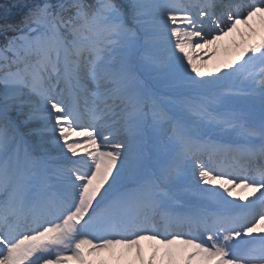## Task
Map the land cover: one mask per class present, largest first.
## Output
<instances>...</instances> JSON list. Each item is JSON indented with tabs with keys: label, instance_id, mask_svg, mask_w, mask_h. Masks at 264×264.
<instances>
[{
	"label": "rangeland",
	"instance_id": "rangeland-1",
	"mask_svg": "<svg viewBox=\"0 0 264 264\" xmlns=\"http://www.w3.org/2000/svg\"><path fill=\"white\" fill-rule=\"evenodd\" d=\"M173 3L177 5L178 2L177 0H146L144 6L145 12L142 13L144 16H142V18L136 23L135 19L138 17L140 12L136 9L133 0H118V12L114 14V17L107 18L106 23L102 27L103 33L107 34L108 39H110V44L108 47L111 49H109L110 51L108 50L105 52L103 57L97 60V62H94L95 69H92L89 72V75L87 74L88 69L86 64L80 60L75 61L72 68L74 69L73 71L75 75H79L78 80L75 82L76 89L82 90L85 87V85L79 80H83L86 83L88 82V84L90 83L93 87H96L97 90L101 91L104 89L98 85H101L103 82L120 86L121 76L114 77L109 67L110 65L121 66V63L124 62V59L127 55V63L133 64L134 56L129 55V53H126L125 51L127 37L124 34H121V31L126 34L128 33L125 29H127L128 24H130V21H132L138 26L144 25V28L147 27L146 31H149L147 32L148 34L145 32L146 38L141 40L137 38L139 33L138 30H136L135 38L139 40V44L141 46L144 44H149L152 47L151 52L147 56L142 55L141 59H139V64H142V59H147L148 61L154 62L156 64L157 59L158 63L163 65V69L156 65L158 70L155 71L157 72L158 76L165 77L171 75L172 78L182 81L195 78H203L204 81L206 79L210 87V92L212 94L211 96L213 97L215 104L219 106L225 103H227L229 106L232 100H237L240 97V93L235 91H239V87L245 89L247 86L246 84L239 83L236 84L237 87L235 88L234 83L236 79L234 78H242L245 76L246 71L235 74L228 73L227 82L219 84L217 81L220 79V73L221 78L223 79V73L226 69L224 63L220 62V57L217 55L216 57L212 58L211 52L207 53V51H199L196 59L190 61L193 63V66L189 65V63L184 64L182 62L181 59H187L191 53V46L194 45L195 42H198V40H200L202 37L201 30H205L207 27L203 28V25L196 23L191 17L184 15L181 11L177 12L176 10H169ZM156 13L159 14L156 15ZM176 19L180 20L182 24L188 25L191 28L199 26V28L195 30L197 33H194L195 31L193 30L181 29V26L177 25ZM154 22H158L160 25H155ZM149 28L154 29L150 31ZM183 30L185 33L180 35V31ZM188 37H190V40H186ZM215 40L216 37L209 38L205 41L203 40L201 42L204 43L201 45L207 47L210 44H213ZM87 41V46H91L92 48L96 47L91 39ZM97 42H99V38ZM161 42L167 44L168 50L166 53L160 52L158 50ZM169 49L170 52L168 53ZM218 53L216 52V54ZM59 60L61 62V59ZM107 60L113 62V64H110ZM196 60L199 61L198 65H195ZM86 61L88 62V60ZM189 69L192 71L191 75L188 74ZM249 70L251 71V69ZM128 74L132 75L130 67L128 69ZM43 80H45V78H43ZM24 81H26V79H24ZM27 81L30 82V80ZM47 83L50 85L49 82ZM135 83L138 82L136 81ZM148 85L149 83L147 81L146 85L140 84L141 90L143 89L142 91L146 92ZM129 88L132 91V85H129ZM31 89L32 87H26L25 90L21 89V94L17 101L12 102L8 107V104L2 105V107H5L9 115L19 118V123L25 126H30L28 128L27 135L31 139L40 141V143L45 146L44 152L50 153L51 156H53L57 161L60 159V157L70 158L79 148L83 151L89 152V155L95 157L93 166L91 167L92 173L89 174V178H87L84 184L80 187L79 192L82 194V196L81 203L79 204L78 208H71L72 210L64 216L60 223L56 222L52 224L50 227H48L50 230L44 234V238L48 241L52 239L56 240L57 238L60 241H69L70 238H73L71 234L75 231L76 221L81 216V214H83L85 209L92 207V203L96 200L95 198L102 195V191L108 190L119 183H123L122 181H117L120 178L133 175V179H131H137L143 170L150 165V161L154 157V152L151 154H142V151L137 153V151H134V147H136L138 143H134L131 146V149L125 154H121V151L116 149L113 152L111 149H108V146H114V148H117V146L121 147L123 146L122 142H119V144L111 143L110 145H106L103 144L97 137H94L96 143L93 144L92 142H89V144L86 145L87 142L74 137L75 133L77 132L69 123H67V120L64 117V110L59 103L60 98L55 96L56 100H58L57 102L51 100L44 101L40 95L32 97L31 95L33 92ZM57 89L58 85L50 86V90L52 91H56ZM143 92L136 94V100L139 101L136 111H133L132 108H129L123 114L122 112L125 110L120 112L122 119H124L126 116L134 115V112L137 114L135 119L128 120L129 132H133L134 127L136 131L138 130L137 123L140 120L137 117L141 114V110L147 103V100L142 98ZM4 93L5 92H2V94ZM109 93L110 91L107 92V94ZM229 94L233 97V99L230 98ZM3 99L5 98L0 97V102H3ZM33 101L34 103L31 104L30 108L25 111L24 106L28 102ZM113 107H115V104ZM153 113L158 115L156 112ZM156 115L152 114V117L156 119ZM143 116L144 115H141L140 118L142 119L144 126H147L149 118L147 116L142 118ZM48 118H51V123L43 124ZM183 119L185 124L181 121H177L174 124V127H176L180 136H175L174 134L176 133L173 132V135L170 137L169 141H167L164 136L166 124L164 125L161 123L154 128L155 135L161 138L159 141L168 145V147H165V149H170L168 154L165 155L166 158H168L170 154L172 156L175 155L176 157L181 153L177 149L170 148L172 146H170V144H174L181 140V135L186 132V129L193 130L196 135L221 133V131L217 129L216 125L212 123H205L196 117L192 118L191 116L186 117L184 115ZM126 125L127 124H125V126ZM86 131L93 132V130ZM229 137L233 138L235 136ZM11 142L12 139L8 138L7 136L3 138L0 137V145L2 146L0 149V180L5 182L3 183L4 187L2 188L5 190L7 188L11 189L15 181H18L22 185V191L25 193V190L28 189L32 180L37 176H40L39 159L38 161H34V166H30L33 163V160L28 158L26 149L16 146V143L11 144ZM156 144H159V142ZM90 149L93 150L90 151ZM25 153L26 156H24ZM128 158H130V160H128ZM166 158L164 159L166 160ZM165 160L158 161L156 166L159 168V164L161 163L163 167ZM130 161H136V164L131 165ZM166 170L167 167L165 166L164 171ZM160 171L162 172L163 169ZM53 173L58 178H60V174L58 172L53 171ZM94 174H97L98 177L100 176L103 178L102 183L98 182V185L102 184L101 186H96L97 182L93 177ZM179 177L180 176H178L176 179H179ZM56 225L58 226L56 227ZM78 259L80 262L79 264H98L100 262L94 260L92 263H89L90 261L84 260L82 257H79ZM101 262L108 263L107 260H102ZM101 262L99 264H103ZM58 263L78 264L74 257L71 258L70 261H60Z\"/></svg>",
	"mask_w": 264,
	"mask_h": 264
},
{
	"label": "bare ground",
	"instance_id": "bare-ground-1",
	"mask_svg": "<svg viewBox=\"0 0 264 264\" xmlns=\"http://www.w3.org/2000/svg\"><path fill=\"white\" fill-rule=\"evenodd\" d=\"M244 13L245 14L237 15L236 17H233V19H231L232 20L230 23V26L232 27L231 31H229V33L226 34V36H222L221 38H219L216 44H211L205 47L201 45L202 43H204L201 42V40L195 42V44L191 46V53L189 54L186 63H189V65L193 66V63H191L190 61L196 59L199 51H203V52L207 51V53L211 52V54L213 55H215L216 52L218 53L219 51V53L216 55L220 57V62L225 63L226 69H228L231 72H233V67L235 64H239L240 69L242 66V68H246V70L247 68L252 69V66H257L259 61L263 60V57L260 56L261 49L254 52L253 50L250 49L249 46L250 43H247V41H249L252 38H255L254 35H257L256 39L254 40L261 39L262 37L261 34H259V31L261 29L264 30V2L253 5L252 7L248 8ZM221 30L225 31L224 27H222ZM213 33H217V31H214ZM241 38H243L244 41H241L240 40ZM186 40H190V37H188ZM254 40L251 42H254ZM198 64L199 61L196 60L195 65ZM188 72L190 73L191 69H189ZM198 82L203 83V79L198 78L197 84ZM254 89H257L256 92H254ZM254 89L252 91L253 95L243 98V102H241L239 106L235 107V112L232 111L233 114L230 117H228L229 120L231 121L230 124L226 123L225 117L222 116L221 112L218 111L219 107H216L213 111V115L216 118L215 124L218 125L219 127L221 126L225 127L224 128L225 132H229V133L245 132L244 134H250L252 131H256V129H260L261 127H263L264 126V89L260 90L257 87L256 88L254 87ZM15 91L16 89L11 87L4 94V96L6 97H11L8 102H12L17 99V98L13 99L15 97L13 96ZM259 93L261 95H259ZM69 95L72 99H75L77 101L81 99V95L78 93L71 92V94L69 93ZM97 97L98 95H96V98ZM108 99L109 97H106L104 102L107 101ZM112 102L113 100L110 103ZM110 103H108L107 105H110ZM194 103L197 104L196 100H194ZM29 104L30 103L24 106L25 110L29 108ZM191 110L193 116L196 117L197 114L199 115L198 117L200 119L207 118L208 120H210L208 116H206V109H200L198 106L193 105L191 106ZM98 112L100 115L104 114L107 118H113L117 114V112H113V110H110L109 112L106 111V107L103 108L102 110H99ZM118 119L119 116H117V118L113 122H117ZM211 120H213V118H211ZM14 126L17 127L18 130L22 133H23L22 130L26 129L25 127L19 126L18 124H14ZM96 126H97V130L103 131L104 133L107 132L106 129L108 128V125H100V126L96 125ZM111 131L113 132V130ZM97 135H100V133H97ZM174 135L180 136L178 132H176V134ZM88 136H89L88 134L82 135V137H88ZM29 141H32L33 144V140H29ZM194 142H196V140H194ZM33 145H34V150L37 152L42 147V145L38 143H35ZM204 145H206V143ZM194 146H198L199 148L202 149L201 144L196 143ZM199 152H202L200 156L202 160L205 158L206 160H208L207 158H210L211 161H214L212 156L204 158L205 156L204 152H206L205 149ZM71 161L75 163L73 164V166L76 168H77V164L80 165L84 164L85 166H90V163H92V159L90 157H86L84 152L80 153L77 157L73 158ZM191 161L194 163V165L192 166V168H194L193 170L194 178L192 181L195 182L192 183V185H196L195 186L196 191H199L200 189V192H202L204 187L206 189H210V190L212 189L218 191L223 196H231L233 192L236 191V187L233 184L234 182L236 183V181H238L239 179L233 181L230 179L217 177L216 175L212 176L211 175L212 173H210L209 175V173L205 172L206 174L205 173L203 174L205 179L203 178V180L200 182L199 180H197L196 177H198V175L201 174L202 171L206 170L207 167L204 166L203 168H201L197 166L198 163L199 164L201 163L200 158L194 157L193 159H191ZM61 162L64 166H70V164H68L69 162L66 161L65 159L61 160ZM222 163H224V161L222 160L213 162L214 165H219V166ZM225 164L227 163L225 162ZM83 170L85 171L84 168ZM75 176L76 177L73 178V182L75 184H79L84 180L81 174H75ZM261 182L264 185V176L262 177ZM262 183H260L261 186ZM252 184L254 183L252 182ZM255 189H257V187H255L254 185V187L249 192H247L248 196L251 194L248 200V204L246 205L248 211L250 212L252 211L254 212L256 209H258L259 204L264 203L262 199L264 193L257 192ZM9 195H11V197L13 198L19 197L18 190L13 189V191H11ZM200 195L203 196L204 194L200 193ZM208 197L209 199H205V200L209 202V207L214 206V203L211 204L210 201H216V200L217 202L222 201L221 199L217 198L218 197L217 194L213 196V198H216V200L211 199L210 196ZM77 198H78V194L76 192L74 194H71L70 199L68 201L61 203L62 210H66L70 208V206L74 205L77 201ZM133 202L134 200L127 201V203H125L124 206L133 204ZM207 202H205L203 205L206 206ZM134 206H137L138 213L140 214L141 217V222L145 221L143 219V217H145L143 214V209L145 207L148 208V211H156L157 213L161 211L159 208L156 209V201L153 202L152 200L141 201L138 203V205H134ZM90 212L91 211H89V213ZM7 213H8L7 207L2 208L0 211V215H4L5 217H7L8 215ZM262 213L263 214H260L258 216L259 218H256V220H254L255 222H253L252 224V231L258 230L260 232H264V212ZM195 214L197 215L195 216ZM198 215L200 214L197 213L195 209H193L191 216L194 218L191 220L193 221L194 219L197 220L198 223H200L201 228H203V226L205 227L206 224L213 225L216 223V220L214 218L203 217L198 219L197 218L199 217ZM140 217L138 216L134 218L130 223L133 224L134 220L137 219L140 220ZM130 223H128L127 225L131 226L132 224ZM22 225L23 223L19 225L18 230H20ZM37 227L38 225L35 224L34 221V223L31 222V224L26 225L25 229L31 230V229H36ZM41 227L42 226L38 228L40 231H44V232L48 231V229L41 230ZM146 228L151 232H155V230L152 227H146ZM1 229H5V227H2ZM143 230L144 229H138V233H140ZM130 231L132 230L129 227L126 229L125 233L122 232V235H126L128 233V235L126 236H133L132 234L135 233ZM16 233L18 234V231H16L15 233L12 232L10 234V236L12 237V240H10L11 247L8 252V256H6L5 258H0V264H19L21 261L25 260L26 258L30 260L31 264H37L42 261V258H45L44 256L46 254L49 253L48 244L43 241L40 242L38 241V238L41 237V234H36L33 236L30 235V237L21 240L19 239L18 241H16V239L18 238V236L15 237ZM179 233H181V231ZM187 239L188 238L185 237L184 239H175L172 242L166 243L162 240H159L157 237L151 235H143L135 242H130V243L122 242L120 244H117L115 250L111 249L114 253L107 251V254L112 264H165L166 261L169 264H190L189 260L192 258V254L195 251H198L196 253L198 256H196V258L192 260L194 264H229V261L225 257L221 256L220 249L217 252H214L209 248L204 249L199 246H196L195 244L192 243V241H189ZM36 247H41L42 252H38ZM103 252H106V250L104 249L99 250L95 248L94 250L91 251V247H89L87 254L89 257L88 259L91 258L92 260L98 258L100 254H103ZM134 254H136V256L134 262H132L130 259L134 256ZM48 259L50 260L53 259V254H50Z\"/></svg>",
	"mask_w": 264,
	"mask_h": 264
},
{
	"label": "trees",
	"instance_id": "trees-1",
	"mask_svg": "<svg viewBox=\"0 0 264 264\" xmlns=\"http://www.w3.org/2000/svg\"><path fill=\"white\" fill-rule=\"evenodd\" d=\"M44 2L45 0H0V23L3 24L0 31V45L10 42L23 44L25 41L18 39V34L28 27L24 28L22 25Z\"/></svg>",
	"mask_w": 264,
	"mask_h": 264
}]
</instances>
